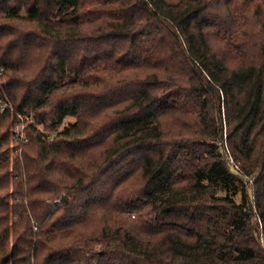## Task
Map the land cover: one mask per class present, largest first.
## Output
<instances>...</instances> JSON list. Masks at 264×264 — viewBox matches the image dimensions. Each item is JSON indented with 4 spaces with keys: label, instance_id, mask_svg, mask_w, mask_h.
<instances>
[{
    "label": "trees",
    "instance_id": "obj_1",
    "mask_svg": "<svg viewBox=\"0 0 264 264\" xmlns=\"http://www.w3.org/2000/svg\"><path fill=\"white\" fill-rule=\"evenodd\" d=\"M0 264H264V0H0Z\"/></svg>",
    "mask_w": 264,
    "mask_h": 264
},
{
    "label": "built area",
    "instance_id": "obj_2",
    "mask_svg": "<svg viewBox=\"0 0 264 264\" xmlns=\"http://www.w3.org/2000/svg\"><path fill=\"white\" fill-rule=\"evenodd\" d=\"M23 121L19 120L18 122H16L12 128V133H13V137L15 140H20V141H25L26 138L24 136V132H23Z\"/></svg>",
    "mask_w": 264,
    "mask_h": 264
},
{
    "label": "rangeland",
    "instance_id": "obj_3",
    "mask_svg": "<svg viewBox=\"0 0 264 264\" xmlns=\"http://www.w3.org/2000/svg\"><path fill=\"white\" fill-rule=\"evenodd\" d=\"M69 120H73V117H67V118H65L64 119V123H66V122H68ZM23 124H24V126H25V122H23ZM62 126V125H61ZM61 126H60V128H61ZM39 127L43 130V128H42V126L41 125H39ZM52 133H54V131H52ZM52 134H49V136H51ZM11 138V142H15L14 140V137L13 136H11L10 137ZM18 141H20V140H18Z\"/></svg>",
    "mask_w": 264,
    "mask_h": 264
}]
</instances>
